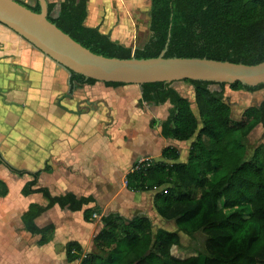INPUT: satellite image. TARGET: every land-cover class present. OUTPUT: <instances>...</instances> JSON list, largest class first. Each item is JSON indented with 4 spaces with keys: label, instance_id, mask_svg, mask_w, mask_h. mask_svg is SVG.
<instances>
[{
    "label": "trees",
    "instance_id": "trees-1",
    "mask_svg": "<svg viewBox=\"0 0 264 264\" xmlns=\"http://www.w3.org/2000/svg\"><path fill=\"white\" fill-rule=\"evenodd\" d=\"M35 13V6L15 0ZM89 0H63L56 17L55 4L49 3L48 19L74 41L92 53L115 59L158 58L168 45L166 58H196L255 66L264 62V0H151V37L138 50L112 40L100 28L86 26ZM71 92L74 88L98 82L68 70ZM195 90L198 116L191 103L173 84L155 83L140 86L143 104L163 106L170 103L169 116L161 125L167 140L187 143L193 140L186 163L180 162L177 148L168 147L162 160L136 162L127 175V189L133 193L158 192L154 208L166 221L192 238L184 247L178 232L155 230L146 216L126 219L119 214L102 218L104 225L93 242L94 251L83 256L77 243L66 248L70 263L80 264H264V147L250 155L251 133L264 127V101L248 108L239 121L223 91L214 92L209 82L185 81ZM107 87L126 86L106 83ZM232 91L250 93L264 90V84L248 87L229 86ZM152 127L154 124H151ZM33 180L23 189L25 197L42 194L48 204H32L23 215L25 230L42 236L40 245L50 241L52 227L41 229L36 220L59 205L72 212L94 203L93 198L78 199L69 194L52 197L47 189L36 188L43 171L30 173L7 165L0 155V166ZM48 171V168L45 169ZM9 194L0 180V197ZM101 214L98 208L87 209L86 221ZM193 254L184 255L185 251Z\"/></svg>",
    "mask_w": 264,
    "mask_h": 264
},
{
    "label": "crops",
    "instance_id": "crops-1",
    "mask_svg": "<svg viewBox=\"0 0 264 264\" xmlns=\"http://www.w3.org/2000/svg\"><path fill=\"white\" fill-rule=\"evenodd\" d=\"M106 5L113 7L102 0L89 1L86 26L99 27L107 35L112 33L113 41L129 47L124 37L114 34L111 17L101 25ZM70 78L67 69L0 24L1 157L16 170L43 171L36 188L47 189L52 197L73 194L78 199L95 200L78 212L59 205L45 212L36 224L41 229L52 227L53 233L48 243L40 245L42 236L27 232L22 217L32 204L46 206L48 202L42 194L25 197L23 189L33 178L27 174L20 177L1 165L0 180L9 194L0 197V264H68L67 245L77 243L88 253L104 227V216L136 217L125 216L118 208L130 207L118 198L131 192L126 185L130 171L122 175L120 168L124 165L115 166L108 156H102V148L108 146L100 121L88 114L79 116L66 104H71L69 99L78 88L71 92ZM162 152L153 160L161 161ZM99 184L101 189H95ZM103 207L111 212L104 213ZM92 208L101 211L100 219L86 221L84 213Z\"/></svg>",
    "mask_w": 264,
    "mask_h": 264
},
{
    "label": "rangeland",
    "instance_id": "rangeland-1",
    "mask_svg": "<svg viewBox=\"0 0 264 264\" xmlns=\"http://www.w3.org/2000/svg\"><path fill=\"white\" fill-rule=\"evenodd\" d=\"M21 1L31 6H35L36 4V0ZM47 1L56 5L53 12V16L56 17L63 0ZM89 1L93 3L95 0ZM98 1L100 0H96V2ZM102 1L112 4L113 7L106 5L103 8L105 13L102 15L101 25L103 26L106 20L111 17L114 22L112 28L116 30L114 34L118 32L121 37H124L122 40L128 42V48L133 50L143 48L151 37L149 30L151 0ZM111 35L113 34L110 33ZM173 87L191 103L194 113L198 116L194 87L185 82L175 83ZM210 88L214 92L223 91L219 85H213ZM71 96L69 99L71 104L66 102L70 110H74L79 116L88 114L93 120L100 121L102 131H104L102 137L104 143L108 146L107 148H102V156H108L109 162L115 166L124 165L120 168L122 169V175L131 171L132 166L136 162L158 158V152L168 147L177 148L181 153L180 162H187L189 149L193 140L187 143L173 140L163 141L161 136V125L166 121L172 108L170 103L163 106L143 104L141 102L142 89L140 86L135 85L110 88L105 84L97 83L93 86L78 87ZM224 97L232 110V118L235 121H239L248 108L259 106L264 101V90L254 93L246 91L235 92L229 86H226ZM152 123L154 124L153 127ZM249 138L248 148L251 155L255 149L261 146L264 147L263 125L256 127ZM95 189H101L100 184L95 186ZM160 191L162 190L140 194L130 192V194H126L124 197L120 195L118 197L121 199L119 202L121 204L125 202V207L129 205L130 207L127 210L124 208V205L118 208H121L123 214L130 218L143 215L148 217L154 225L155 230L162 229L168 232L180 233L184 247L194 245L201 247L202 243L192 244V238L182 233L174 222L166 221L158 215L154 208L153 199ZM103 210L104 213L111 212L106 207H103ZM93 251L94 249L92 248L89 249L88 253H85L83 249V256L85 257V255ZM193 253L191 250H186L184 255ZM80 262L77 261L72 264H80ZM58 264L61 263L59 262ZM68 264L71 263L68 262Z\"/></svg>",
    "mask_w": 264,
    "mask_h": 264
},
{
    "label": "water",
    "instance_id": "water-1",
    "mask_svg": "<svg viewBox=\"0 0 264 264\" xmlns=\"http://www.w3.org/2000/svg\"><path fill=\"white\" fill-rule=\"evenodd\" d=\"M39 3L41 13L38 14L15 0H0V24L63 68L86 79L126 86L185 81L242 84L253 88L264 84V62L248 66L207 59L166 58L168 45L158 58L152 59L96 55L49 21L47 0Z\"/></svg>",
    "mask_w": 264,
    "mask_h": 264
},
{
    "label": "built area",
    "instance_id": "built-area-1",
    "mask_svg": "<svg viewBox=\"0 0 264 264\" xmlns=\"http://www.w3.org/2000/svg\"><path fill=\"white\" fill-rule=\"evenodd\" d=\"M150 160H151V159H150ZM145 161H149V160H145ZM143 162H144V161H141L140 163H143ZM99 217H100V216H99V215H97V214H96V215H94V218H95V219H98Z\"/></svg>",
    "mask_w": 264,
    "mask_h": 264
}]
</instances>
